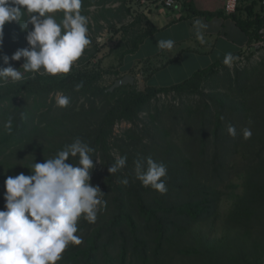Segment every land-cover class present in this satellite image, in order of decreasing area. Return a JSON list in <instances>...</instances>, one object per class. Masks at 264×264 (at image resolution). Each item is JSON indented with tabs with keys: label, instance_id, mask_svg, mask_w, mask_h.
<instances>
[{
	"label": "trees",
	"instance_id": "obj_1",
	"mask_svg": "<svg viewBox=\"0 0 264 264\" xmlns=\"http://www.w3.org/2000/svg\"><path fill=\"white\" fill-rule=\"evenodd\" d=\"M175 1L187 14L171 20L165 27L190 18L203 17L209 20L213 17H224L231 19L247 37L248 46L259 39L258 32L264 28L262 8L260 12L255 10L257 6L255 0L246 5L242 3L243 0H238L241 6L237 4L235 13L226 16L223 15V11L211 13V9L204 7L205 0ZM210 1H207L209 5ZM117 3L119 7L116 10L107 9L108 6ZM91 8L100 9L92 16L96 24L101 20L107 22L109 18L119 19L114 12H121L122 17L130 15L129 9L126 8V0H82L80 9L82 15H89ZM153 9L149 8L146 13H141L135 22L128 25L131 30L137 27L136 34L131 45L120 55L119 68L124 57L135 54L147 38L164 30L165 27L157 29L149 21L148 16ZM62 15L60 13L58 22ZM27 31L28 29L22 30L17 23L4 25L0 44V67H5L4 63H1L5 55L10 58L16 50L27 47ZM90 40V44L95 42L94 38ZM88 53L89 58L95 57V52ZM240 55L241 53L235 54L233 57L235 59ZM251 56L253 53L249 54L250 58ZM17 63L23 64V58ZM238 68L230 71L228 65L219 61L205 69L195 71L189 78L176 85L147 87L143 91H122L123 88L120 87L113 92H108L110 87L98 85L97 81L101 76L98 71L93 73L84 70L45 85H34L30 79L32 73H25L24 77L31 84L0 91V157L6 151L31 143L35 138L55 139L57 143L55 147L52 146L55 149L54 153L63 150L66 145L79 138L95 149L90 155L93 161L99 158L100 166L104 169L103 176L100 175V169L96 175L97 179L100 176L102 181L101 192L104 194L102 199L107 205L99 211L98 224L85 238L84 246L66 253V264H165L167 249L173 250L174 254L189 257L188 260L192 259L197 264L263 263L261 258L264 257V239L262 242L255 241L247 248L238 237L231 234L241 230L243 236L248 237L256 230L259 239L264 238V142L253 155V160L243 169L244 173L241 174L243 170L238 173V176L243 177L247 174V177L241 184L243 193L233 195L222 239L220 241L202 239L197 242L200 249L195 248L196 246L185 247L191 244L188 241L190 235H185L188 228L199 223H208L218 216L222 192L215 188L226 182L224 178L228 170L225 160L226 164L231 163L230 155L229 159L221 156L220 146L228 136L225 135L226 130L223 127L225 122L228 124L233 121L250 122L249 114L264 116L262 114L264 110L261 111L262 105L254 102L255 98L249 97V94L251 97L255 94L249 91L258 68ZM220 73H224V76ZM105 74L116 75L117 79L125 75L120 74L117 69L105 71ZM81 83L83 86L77 90L76 86ZM203 83L208 85L209 93H205ZM213 84L220 89L213 90ZM222 86L226 88V93L221 90ZM230 92L232 95H229ZM58 93L69 97L70 102L66 107H59L57 104L56 107H52L51 100L47 103L51 95ZM171 94L179 98L198 96L201 102L195 107H184L181 111L174 109V106L166 108L155 104L159 96ZM81 98L83 101L80 103ZM143 113L147 114L152 122L160 121L161 117L165 116L173 123H184L190 128V133L194 135V140L199 145L201 156L195 163L189 159L176 160L171 157L170 160L172 148H166V156L161 160L156 156L151 157L155 162L163 163L167 167V175L162 178L167 188L164 194L151 187H143L136 179L134 161L148 157L146 152L148 143L143 142L148 131L139 134H136L137 131L135 133L128 131L123 139L112 141L115 124L126 122L135 127ZM228 114L232 117L226 116ZM9 119L12 121L10 133L5 128ZM260 119L264 121V118ZM70 121H76L72 124L74 126L78 124L71 131L68 128ZM168 134L167 130L162 131L163 137ZM209 135L214 143L210 159L207 157L210 148ZM111 145L118 150L119 157L127 156L126 166L115 174L108 172V168L116 161L111 155ZM232 148L235 154L238 145H231ZM36 150L46 154L53 153L51 148L47 151ZM150 150L152 153L156 152L155 148ZM66 162L77 164L78 157L70 158ZM124 177L128 178L127 185L120 183ZM201 179L204 183L200 181ZM4 182L0 183V210L4 209L5 204ZM229 187L235 191L238 189V185L232 184ZM185 190L190 196L187 201L172 200L176 192ZM109 208L110 213L106 211ZM111 251L116 252L114 258L110 257ZM227 252L234 256H223Z\"/></svg>",
	"mask_w": 264,
	"mask_h": 264
},
{
	"label": "clouds",
	"instance_id": "obj_2",
	"mask_svg": "<svg viewBox=\"0 0 264 264\" xmlns=\"http://www.w3.org/2000/svg\"><path fill=\"white\" fill-rule=\"evenodd\" d=\"M82 0H0V44L5 24L17 23L27 31V47L18 49L3 63H24L20 69L0 67V84L9 80H23L25 73L57 76L68 74L85 48L88 38V17L81 14ZM56 13H62L57 22ZM34 14V15H33ZM197 39L204 42L201 29L206 25L197 18L193 21ZM173 40H160L158 47L171 50ZM234 57L227 53L223 63L230 65ZM82 83L76 86L77 90ZM69 97L57 94L56 104L66 107ZM5 128L12 131L9 119ZM230 137L237 135L236 128L227 127ZM252 136L250 127L243 129V138ZM95 149L76 138L59 151L54 158L34 163L31 175L20 173L5 180L4 209L0 210V264H57L61 254L72 245H80L82 238L76 235L78 221L83 218L95 223L98 211L106 207L104 194L98 186L90 184V170ZM78 157V163H67ZM127 164V156H121L108 168L115 174ZM136 179L143 187H151L160 194L167 192L164 177L167 167L151 157L134 161ZM121 184L127 185L124 177Z\"/></svg>",
	"mask_w": 264,
	"mask_h": 264
},
{
	"label": "rangeland",
	"instance_id": "obj_3",
	"mask_svg": "<svg viewBox=\"0 0 264 264\" xmlns=\"http://www.w3.org/2000/svg\"><path fill=\"white\" fill-rule=\"evenodd\" d=\"M209 0L204 1V7L207 9H213V6L207 2ZM253 0H243V4H249ZM257 6H255V10L260 12L261 8V2L260 0H255ZM222 0H215V8L214 10L220 9L223 5ZM238 6L241 5L238 3ZM119 7V4H114L113 6H108V8L116 10ZM126 8L129 9L130 15L122 17L123 14L121 12H114L119 19L115 20L112 18H109V20L106 21H99L97 24L93 20V15L97 14L100 9L91 8L89 10L88 17V38L95 39V42L90 44L85 48L83 51L81 57L73 63V66L68 74L61 75L58 74L57 76H50V75H41L39 73L32 74L30 79L33 80L32 83L45 85L47 83H51L54 81H57L58 79H62L67 76H72L77 74L81 71H88L96 73L97 71L101 75L99 80L97 81L98 85L100 87H110L113 82L117 79L116 75L113 74H105V71H111V70H118L120 74L125 75H131L134 78L133 85H126L122 87V91H143L147 87H169L172 85L179 84L183 82L185 79L189 78L191 74L197 70V68H203L206 66L207 59L199 61L196 63L194 58L186 57L185 55L178 59L174 63H170L167 68H164V70L159 71V67L155 65L151 66L150 68H147L146 65L143 63H139L140 60L144 56H149L154 50L160 49L158 47V42L160 40H172L173 38L177 37L179 41L187 40L186 35L184 34V29L181 24H178L177 26L173 27V29L176 31V33L169 34V36H166L165 34L148 38L144 41L143 45L139 48V50L132 55H128L124 57L123 63L121 67L119 68L118 62L119 57L122 54V52L127 49L131 45V41L133 37L136 34V28L132 27L131 30L128 25H130L132 22H135L139 15L141 13H146L148 10L147 7H143L139 5L138 0H126ZM152 13L148 16L149 21L152 25L156 27H165L168 25L169 21H171V15L174 16V12L179 11V7H177L175 10H171L162 6L153 7ZM171 11V12H170ZM182 12H184L182 10ZM113 13V14H114ZM60 13H56V19L58 22V17ZM243 15V13H242ZM175 18V17H173ZM197 18V17H196ZM201 19V18H199ZM205 19V18H204ZM193 21L194 18L188 19V23L193 29ZM210 26H213L216 24L214 23L213 18L208 20ZM177 23V22H176ZM175 24V23H174ZM172 25V24H171ZM170 25V26H171ZM32 29V26L29 25L28 31ZM123 29V31H122ZM126 31V32H124ZM178 41V42H179ZM184 43L182 45H178L174 47L169 52H166L167 50L162 51L163 53L160 55L164 60H167L171 57H177L178 56V48L179 47H185L187 45H195V41ZM94 45V46H93ZM95 48V49H94ZM95 52L94 58H89V53ZM158 55V56H159ZM158 56L156 58H158ZM89 58V59H88ZM215 55L208 56V59H214ZM1 63L3 61L1 60ZM154 63H151L153 65ZM161 66L165 65L166 63H159ZM261 64V65H257ZM5 67L12 66L14 69L19 70L22 66V64L17 63V61H12L9 59V64H4ZM160 66V67H161ZM239 67L238 69H244V67H248L247 69L251 68H258L257 75L254 79H252V84L250 85V91L254 92V96H250V98H255L256 100L254 102H258L262 105L261 111L264 110V56L257 55L256 57H252L250 60H248V63L244 64H234L232 66V63L228 65V68L230 71H233L234 68ZM21 72H23V69H20ZM144 72V74H143ZM220 75L224 76V73H220ZM25 76V74H24ZM28 84H31L29 80L25 77L21 81L12 82L9 80L7 83L0 84V91H6L8 89L17 88L18 86H26ZM204 91L205 93H209V87L205 83H203ZM220 88L215 87L213 84V90H218ZM221 90L223 92H227L226 88L222 86ZM120 91V92H122ZM119 92V93H120ZM89 95V93H87ZM229 95H232L230 92ZM56 98L57 94L51 95L48 99L47 103H50V100L53 102L52 107H56ZM83 101V98H81L80 103ZM260 101V102H259ZM201 102V99L198 98V96H183L182 98L176 97L173 94L168 96H159L158 101L155 103L158 106H163L166 108H169L171 106H174V109L181 111L184 107L191 106L195 107ZM264 115V111L262 112ZM229 117L230 114L226 115ZM248 117L250 118V122L246 123H240L233 121L232 123L228 124L225 122L224 129L225 135L227 136V127L229 125H232L236 128L237 135L233 138L229 135L227 136V140L223 143L222 146H220L221 150V156L223 158L229 159V155L231 156V163L226 164V170H228V174L224 178L226 182L221 185L217 186L215 190H219L222 192V196L220 198V203L218 207V216L214 219H211L208 223H199L192 228H188L185 232V235H190L188 238V241H190L191 244H187L185 247L189 248L191 246H196L195 248L200 249V244H197L198 241L202 239H208V240H221L222 239V233L224 228L226 227L225 221L226 217L228 215V212L231 209L232 201H233V195L234 194H242V182L246 179L247 174L245 176H238V173L241 172L247 165H249L250 161L253 160V155L256 154L257 150L260 148L261 144L264 142V121L260 118H264V116H257L256 114H249ZM160 121H151L147 114H141L140 115V121L138 122L137 126L133 127L130 123L121 122L114 125L113 128V135H112V141L116 142L117 139H123L125 137V133L128 131H133L136 134H139L143 131H148L147 135H145V139L143 142L146 141L147 144V155L148 157L156 156L158 160H161L165 155V151L168 149H171L173 152L169 154L170 160L171 157L180 160V159H189L193 161L192 163H195L196 160H198L199 156L201 154L199 153V145L194 140V135L190 133V128L186 127L184 123L178 124L173 123L171 120H168L165 116L161 117ZM259 119V121H258ZM73 123H76V121H70L68 124V128L71 131V129L78 124L72 125ZM156 127V128H154ZM245 127H250L252 131V136L249 139L243 138V129ZM167 130L168 135L166 137L162 136V131ZM209 143L210 148L207 151V157L210 159L213 153V138L209 135ZM55 139H48L46 137L41 138H35L31 143H27L22 145L21 147L16 148L15 150H9L6 151L1 157H0V183L4 182L8 176H16L20 173H24V175L28 176L31 175V168L34 163H43L46 159L54 158L57 153H54L55 147ZM120 144V142H119ZM238 145L237 151L234 154V149H231L232 146ZM111 155L115 158H119L118 150L114 147V145H111ZM52 149L53 153H41L37 151L36 149H43L45 151ZM150 148H155L156 152L152 153ZM174 155V156H172ZM228 155V156H226ZM166 161L167 158H164ZM159 163V162H157ZM100 171V175H104V169L100 166V160L99 158H95L93 161V168L90 170V184L93 186H98L100 191L102 190L100 180V176L97 179L96 173H98V170ZM245 170L241 172V174L244 173ZM264 178V177H263ZM202 183H204V180H200ZM238 185V189L232 190L230 189V185ZM190 198L187 190L182 192H176L173 196V201H187ZM108 213L111 212V208L106 210ZM99 213V211H98ZM104 213V212H103ZM106 217H107V213ZM98 217V214H97ZM98 220L96 219L95 223H88L83 216L79 219L77 227L78 232L76 235H79L82 238V243L80 245H72L69 244V246L65 249V251L61 254V259L57 262V264H66L65 261V255L70 250H77L84 246L85 238L88 236V234L92 233L94 228L97 226ZM256 230H253L248 237L243 236L241 230L234 231L231 236L238 237L241 241V243H244L245 247H251L253 243L256 242H262L264 238H260L255 232ZM227 232V231H226ZM234 239V238H233ZM182 243L183 241L180 240ZM244 241V242H243ZM224 244V241H223ZM237 244V243H236ZM238 250V249H237ZM167 255L164 259L165 264H197L196 261H193L192 259H189V257H183L182 255H179L177 253L174 254L173 250L167 249ZM223 254V253H221ZM116 256V252H110V257L114 258ZM223 256H234L232 253L227 252V254ZM197 259V257H196ZM261 262L264 263V257L261 258Z\"/></svg>",
	"mask_w": 264,
	"mask_h": 264
},
{
	"label": "crops",
	"instance_id": "obj_4",
	"mask_svg": "<svg viewBox=\"0 0 264 264\" xmlns=\"http://www.w3.org/2000/svg\"><path fill=\"white\" fill-rule=\"evenodd\" d=\"M223 3L225 0H222ZM211 6H213V9H211V13L215 12H222L223 15L226 16L227 14L224 12V4L220 9L214 10L215 8V0L210 1ZM173 10V9H171ZM184 9L179 4V11L174 12V16L171 15V20H176L182 15H186V12H182ZM171 12V11H170ZM175 17V18H173ZM201 18L200 20L203 22L204 25H206L205 28L201 29V33L203 35L204 42L201 43L200 40L197 39L196 36V30L191 28V26L188 23V20L177 22L175 24H172L171 26L165 27L163 31L149 37V38H155L157 36L165 34L166 36H169V34L176 33V31L173 29V27L177 26L178 24H181L184 29V34L186 35L187 40L179 41L177 37L173 38L174 41V47L178 45H182L184 43L195 41V45H187L185 47H179L178 49V56L177 57H171L167 60H164L160 55L163 53L164 49H156L154 52H152L149 56H144L139 63H143L146 65L147 68H150L151 66L155 67L158 66L160 69L159 71L164 70V68H167L170 63L176 62L178 59L182 58L184 55L186 57L194 58L196 63L199 61L207 59V63L205 67L203 68H197V70L205 69L219 61H223L224 57L227 53H231L232 55H239L236 56L235 59L232 61V63H248L249 60V54L252 53L251 50V44L248 46L247 44V37L241 32L239 28L235 25V23L231 19H227L224 17H213L215 25L210 26L208 25L209 22L207 19H204L203 17H197ZM194 18V19H197ZM170 22V21H169ZM156 27V26H155ZM157 29H161L162 27H156ZM148 39V38H147ZM179 41V42H178ZM143 45V44H142ZM141 45V46H142ZM140 46V47H141ZM139 47V48H140ZM172 48V49H173ZM171 49V50H172ZM139 50V49H138ZM170 50H167L166 52H169ZM160 54V55H159ZM159 55V56H158ZM215 55L214 59H208V56ZM257 55L264 56V51H260L256 55L253 54L252 57H256ZM158 56V58H156ZM250 58V60H251ZM151 63H154L151 65ZM159 63H166L165 65L161 66ZM161 66V67H160ZM195 70V71H197ZM194 71V72H195ZM193 72V73H194ZM192 73V74H193ZM144 74V72H143ZM191 74V75H192ZM264 264V263H262Z\"/></svg>",
	"mask_w": 264,
	"mask_h": 264
},
{
	"label": "built area",
	"instance_id": "obj_5",
	"mask_svg": "<svg viewBox=\"0 0 264 264\" xmlns=\"http://www.w3.org/2000/svg\"><path fill=\"white\" fill-rule=\"evenodd\" d=\"M139 5L143 7L153 8L157 6H162L168 9L175 10L177 7H179V3H177L175 0H138ZM238 4V0H225L224 2V12L226 14H233L236 11V7ZM261 8H262V15L264 16V0L261 2ZM259 39L251 45V50L253 54H257L260 51H264V28H261L258 32ZM235 63H232V66ZM238 64H244V63H236Z\"/></svg>",
	"mask_w": 264,
	"mask_h": 264
},
{
	"label": "water",
	"instance_id": "obj_6",
	"mask_svg": "<svg viewBox=\"0 0 264 264\" xmlns=\"http://www.w3.org/2000/svg\"><path fill=\"white\" fill-rule=\"evenodd\" d=\"M134 78L130 75H124L119 79H116L113 84L108 89V92H113L115 89H118L120 87L126 86V85H133Z\"/></svg>",
	"mask_w": 264,
	"mask_h": 264
}]
</instances>
